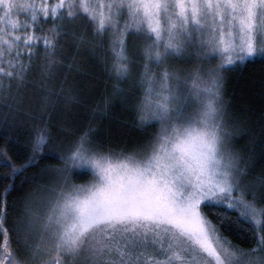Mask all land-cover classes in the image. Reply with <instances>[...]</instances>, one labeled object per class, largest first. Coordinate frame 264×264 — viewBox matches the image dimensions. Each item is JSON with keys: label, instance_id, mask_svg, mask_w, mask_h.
Masks as SVG:
<instances>
[{"label": "snow or ice", "instance_id": "6c2138e0", "mask_svg": "<svg viewBox=\"0 0 264 264\" xmlns=\"http://www.w3.org/2000/svg\"><path fill=\"white\" fill-rule=\"evenodd\" d=\"M105 36L112 95L137 93L136 127L153 129L130 149L72 126L91 92L77 77L90 75L83 65ZM192 48L193 67L170 64ZM255 60L264 61V0H0V129L6 144L28 129L25 162L5 147L0 166L13 187L46 152L59 161L31 178L48 183L22 198L15 246L5 189L0 264H264V167L256 172L253 147H235L247 131L224 95L225 73ZM108 108L105 97L93 114ZM74 173L91 178L77 184Z\"/></svg>", "mask_w": 264, "mask_h": 264}, {"label": "trees", "instance_id": "16d2710c", "mask_svg": "<svg viewBox=\"0 0 264 264\" xmlns=\"http://www.w3.org/2000/svg\"><path fill=\"white\" fill-rule=\"evenodd\" d=\"M21 21L25 19L23 15L19 17ZM87 20L81 16L73 22L74 30L79 31L78 26L85 25ZM47 27V25H45ZM109 36H105L101 42V48L97 49L99 56H89V63L83 65V68L90 75L87 77H77L83 83L91 87V92L87 96V104L85 106H77L73 109L74 115L71 117L74 129H81L88 126H94L97 129V139H103L105 144L113 148L130 149L144 139L153 129L147 128L138 130L136 127L137 114L133 110V100L138 95L133 93L132 97L127 102H122L120 99L112 95V85L115 83L114 78L107 71L105 64L111 62V53L107 52ZM129 46L133 50L142 48L144 41L139 37H130L128 39ZM192 55V49H189ZM87 55V54H86ZM195 59V57H194ZM141 61L137 60V63ZM170 64L177 68L185 69L190 66V63H182L180 59L170 61ZM192 64V63H191ZM133 76L136 75L134 71ZM37 72L33 70L32 75L28 77L29 81L37 79ZM29 88L33 87L30 83ZM224 95L226 101L229 102V108L233 114L240 119L238 128L247 131V136L243 139H237L236 148L253 147L255 149L254 156L257 159L255 166L256 172H259L264 167V161L259 159L261 152H264V61L255 60L245 64L237 65L232 70L225 73ZM105 97L109 98V108L105 112L96 111L93 114V109L97 105H103ZM27 106V105H26ZM60 116H54V120L60 121ZM57 131V129H53ZM12 134L17 135V140L11 144H6L3 135V130L0 129V148H7L8 155L12 157L17 165H21L27 159V152L24 149V140L27 139L28 129H21L18 133L12 130ZM255 138L258 143L250 144V139ZM59 163L50 154H45L36 166L28 167L26 170L19 172L14 177V186L9 185V169L5 166H0V199H4L5 189L8 188L6 197L8 205V216L6 226L12 229L11 236L13 246L16 244L15 225L21 219V211L23 205V197L25 194L40 191L41 185L48 183V180H41L38 183H32L31 178L38 176L40 170L45 165ZM88 174H73L74 183H84L90 179ZM208 216L216 221V213L205 209ZM224 236H227L233 243L241 247H249L250 244L235 234L234 231H224Z\"/></svg>", "mask_w": 264, "mask_h": 264}, {"label": "rangeland", "instance_id": "374dc122", "mask_svg": "<svg viewBox=\"0 0 264 264\" xmlns=\"http://www.w3.org/2000/svg\"><path fill=\"white\" fill-rule=\"evenodd\" d=\"M192 51H193V53H194V56L192 55V53L190 52V50H188V51L185 53V56L188 57V58L180 59V61H181L182 63H190V66L187 67V68H191V67H193V66H194V63L196 62V56H197V53H196V51H195L194 48H192ZM194 57H195V59H194ZM191 63H192V64H191ZM187 68H185V69H187ZM18 221H20V219H19Z\"/></svg>", "mask_w": 264, "mask_h": 264}]
</instances>
